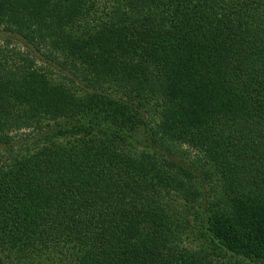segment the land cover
Listing matches in <instances>:
<instances>
[{"label": "trees", "instance_id": "1", "mask_svg": "<svg viewBox=\"0 0 264 264\" xmlns=\"http://www.w3.org/2000/svg\"><path fill=\"white\" fill-rule=\"evenodd\" d=\"M0 264H264V0H0Z\"/></svg>", "mask_w": 264, "mask_h": 264}, {"label": "rangeland", "instance_id": "2", "mask_svg": "<svg viewBox=\"0 0 264 264\" xmlns=\"http://www.w3.org/2000/svg\"><path fill=\"white\" fill-rule=\"evenodd\" d=\"M92 65H94V63H91ZM100 66H102V65H100Z\"/></svg>", "mask_w": 264, "mask_h": 264}]
</instances>
